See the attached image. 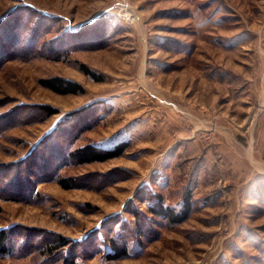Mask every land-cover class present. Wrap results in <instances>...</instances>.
Segmentation results:
<instances>
[{"label": "rangeland", "instance_id": "obj_1", "mask_svg": "<svg viewBox=\"0 0 264 264\" xmlns=\"http://www.w3.org/2000/svg\"><path fill=\"white\" fill-rule=\"evenodd\" d=\"M188 192L182 221L148 211ZM2 227L0 264H264V0H0ZM119 228L129 253L107 259ZM55 235L70 242L44 252Z\"/></svg>", "mask_w": 264, "mask_h": 264}, {"label": "trees", "instance_id": "obj_2", "mask_svg": "<svg viewBox=\"0 0 264 264\" xmlns=\"http://www.w3.org/2000/svg\"><path fill=\"white\" fill-rule=\"evenodd\" d=\"M80 69L84 73L97 78L94 72H92L85 64H81ZM38 81L44 87L58 93H77L83 91V87L77 81L60 76L40 78ZM44 108H46V106H44ZM48 112L53 113L54 111L49 109ZM127 146V141H120L111 147H101L93 143H87L68 151L67 156L75 159V161L79 163L103 161L108 158L121 155ZM59 181L62 184L65 182L62 179ZM190 197V193L188 192L183 198L181 207L179 209H174L164 203L160 193H153L152 196L148 198V211L161 218H166L171 222H179L186 219L189 215L191 210ZM132 215L137 218L138 212L133 211ZM14 230V227L0 228V253H8L13 249L14 243L16 242ZM119 230H121V228H119ZM126 231L132 235V238L136 240L137 244L140 243V236L143 231L140 223L135 221L134 227L124 228V233H126ZM89 236L90 233L83 239V241L87 240L86 238ZM20 239V241H22V245L20 244V247L23 248V241H25V239L24 237H20ZM103 240L104 239L100 237L96 240V242L97 244H100ZM106 240L108 245L106 252L107 259H117L126 256L129 253V238L126 235H122V230L119 232L117 229V231L112 233V235H110ZM69 242L70 241L67 238L61 235H55L51 238L43 240L39 246L44 252L52 253L54 250L66 247ZM76 258L77 254L70 255L68 258L64 257L63 264H76Z\"/></svg>", "mask_w": 264, "mask_h": 264}]
</instances>
